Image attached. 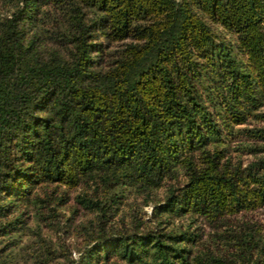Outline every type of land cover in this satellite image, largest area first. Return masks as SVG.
Here are the masks:
<instances>
[{"label":"trees","instance_id":"obj_1","mask_svg":"<svg viewBox=\"0 0 264 264\" xmlns=\"http://www.w3.org/2000/svg\"><path fill=\"white\" fill-rule=\"evenodd\" d=\"M262 208L264 0H0V264H264Z\"/></svg>","mask_w":264,"mask_h":264},{"label":"rangeland","instance_id":"obj_2","mask_svg":"<svg viewBox=\"0 0 264 264\" xmlns=\"http://www.w3.org/2000/svg\"><path fill=\"white\" fill-rule=\"evenodd\" d=\"M253 158H254L253 154H243L242 155V159H244L245 161H249V160H251ZM77 191L78 190H76L75 188L71 189L72 195H74V193H76ZM163 191H164V189L161 188L160 189V193L162 194ZM152 207H153V205L151 203L144 204L143 209L145 211V216L146 217H149V213L151 212ZM257 215L260 218H264V208L260 209L258 211ZM45 229H46L45 231H49L48 227H45ZM50 232H51V234L53 235L54 238H56L57 236H62L63 237V241H65V242H67V243H69L71 245L70 247H72V249H73L72 250L73 251L72 252L73 256L77 257L79 255V251L75 248V245H77V243H78V240H77L78 239V237H77L78 235L77 234L73 233L70 236V234L67 235L66 233H62L61 231H59L58 234L56 232H54V231H51V230H50ZM56 264H59V263H56Z\"/></svg>","mask_w":264,"mask_h":264}]
</instances>
